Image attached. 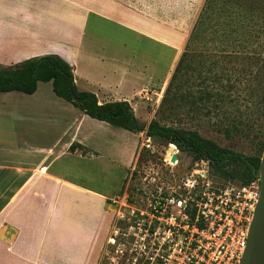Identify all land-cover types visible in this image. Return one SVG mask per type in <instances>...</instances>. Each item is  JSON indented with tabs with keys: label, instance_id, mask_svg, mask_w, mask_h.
I'll use <instances>...</instances> for the list:
<instances>
[{
	"label": "rangeland",
	"instance_id": "374dc122",
	"mask_svg": "<svg viewBox=\"0 0 264 264\" xmlns=\"http://www.w3.org/2000/svg\"><path fill=\"white\" fill-rule=\"evenodd\" d=\"M77 4L76 17L64 16L62 45L63 59L74 70L77 87L95 93L100 102L127 100L144 130L128 133L86 118V128L103 127L112 142L101 146L100 158L61 156L56 162L54 168L70 177H60V187L73 189L62 194L78 202L62 198L68 219L51 225L50 212L28 251L20 252L24 227L13 223L11 210L23 194L25 177L15 180L14 192L0 193V264L144 262L151 240L138 237L140 220L151 218L156 196L188 173H197L201 180L203 175L217 178L227 173L207 161L194 162L173 144L172 154L165 140L147 136L153 119L160 125L194 130L244 156L260 159L263 153L264 0H81ZM123 8L127 17L122 16ZM198 18L201 25L193 31ZM39 83L32 96L0 92V102L23 97L32 104L41 103L10 102L17 105L14 112L24 109L27 113L25 127L14 125L20 123L18 119L6 123L9 132L15 128L20 136L35 134L44 121H54L57 111L63 116L79 113L54 95L50 82ZM45 100L68 107L62 105L56 111ZM25 142L37 148L49 146L38 143V138ZM86 149L85 155L78 148L74 152L96 156ZM173 155L175 161H171ZM86 223L99 228L95 241L87 240Z\"/></svg>",
	"mask_w": 264,
	"mask_h": 264
},
{
	"label": "crops",
	"instance_id": "0c3cea01",
	"mask_svg": "<svg viewBox=\"0 0 264 264\" xmlns=\"http://www.w3.org/2000/svg\"><path fill=\"white\" fill-rule=\"evenodd\" d=\"M80 1L0 0V66H9L44 55H57L63 58L64 16L76 17L78 15L76 12L80 10L77 3ZM123 9L122 16L127 17V10ZM39 84L38 82L37 89ZM1 93L9 94L10 92ZM34 93L28 95L32 96ZM18 101L26 103L28 106L41 105V103L32 104L31 101L23 97H14L12 100L3 99L0 102V193L14 192L15 180L19 176L25 177L22 184L23 194L11 209L14 210L13 223L24 227L23 237L19 240L20 243L22 242L21 252L22 249L26 251L32 249L38 238V230L50 212H52L51 225H61L64 218H67L66 215L69 216L65 210L66 204L63 206L64 203H62V198H66L62 191L67 190L72 193L71 190L73 189L62 190L60 183L57 182V180H61L60 177L62 176L68 177L66 173H60L54 168L60 157L100 158L103 155L101 146L110 145L112 139L111 135L101 130L103 129L101 126L96 130L91 127L86 128L84 122L86 118H91L80 111L76 114L73 113L72 116H63L61 111H57L58 107L62 109L63 104L59 105L57 104L59 101L54 100H45V102L53 105L57 111L53 122L44 121L35 134L20 136L21 132L16 131L15 128L14 131L9 132L10 129H6V123L11 122L10 124H12L14 119L20 120L19 124L14 122L15 126L25 127L23 117L27 112L24 109H16L14 112V107L17 108V105L13 106L10 103H18ZM67 107L68 105H63L64 109ZM26 118L28 117L26 116ZM97 122L102 125L106 124L102 121ZM30 136L38 138V143H46L49 146L40 144L37 148L38 145L25 142L31 138ZM46 136L50 137V140L41 142V139ZM72 143H78L88 148L92 153L95 152L96 156L93 154L82 156L77 152H70L67 149ZM67 183L72 184V182ZM36 185L39 188H35V191L32 187L34 188ZM54 195L60 196L54 198ZM74 199L75 197H72L71 200L68 199L67 203L78 202L77 199ZM83 226L91 234H86L87 240L95 241L99 228L93 225L88 226L87 223ZM55 231L57 230L52 231L53 236H55ZM76 231L79 233L78 228Z\"/></svg>",
	"mask_w": 264,
	"mask_h": 264
},
{
	"label": "built area",
	"instance_id": "2783aa9c",
	"mask_svg": "<svg viewBox=\"0 0 264 264\" xmlns=\"http://www.w3.org/2000/svg\"><path fill=\"white\" fill-rule=\"evenodd\" d=\"M218 176L203 175L201 180L197 173H188L166 193L156 196L151 218L140 220L138 237L144 242L151 240V247L144 252L145 261L140 264L240 262L260 179L255 175L242 183ZM140 247H145L143 242Z\"/></svg>",
	"mask_w": 264,
	"mask_h": 264
},
{
	"label": "trees",
	"instance_id": "16d2710c",
	"mask_svg": "<svg viewBox=\"0 0 264 264\" xmlns=\"http://www.w3.org/2000/svg\"><path fill=\"white\" fill-rule=\"evenodd\" d=\"M200 25L201 19L198 18L193 31ZM185 55L186 52L175 67L166 93L176 72L180 70V64L185 59ZM38 82H50L55 96L69 102L92 119L132 133L144 130L127 100L99 102L95 93L80 90L75 83L71 65L57 55L30 58L13 64L10 69L0 66V92L18 91L32 94L36 91ZM165 102L164 95L162 103L165 104ZM145 134L165 140L172 151V144L175 145L180 151L188 153L194 162L207 161L217 168L226 169L227 173H219L225 178L246 183L256 177L255 173L260 163L259 157L244 156L221 147L215 141L202 137L194 130L160 125L153 119L148 124ZM77 148L81 149L82 155H85L87 149L78 143H72L68 150L74 152Z\"/></svg>",
	"mask_w": 264,
	"mask_h": 264
},
{
	"label": "water",
	"instance_id": "95a60500",
	"mask_svg": "<svg viewBox=\"0 0 264 264\" xmlns=\"http://www.w3.org/2000/svg\"><path fill=\"white\" fill-rule=\"evenodd\" d=\"M175 161V155L172 160ZM259 195L248 227L247 243L238 264H264V149L257 168Z\"/></svg>",
	"mask_w": 264,
	"mask_h": 264
},
{
	"label": "bare ground",
	"instance_id": "6f19581e",
	"mask_svg": "<svg viewBox=\"0 0 264 264\" xmlns=\"http://www.w3.org/2000/svg\"><path fill=\"white\" fill-rule=\"evenodd\" d=\"M168 149H169V151L173 154V151L171 150V148L168 147Z\"/></svg>",
	"mask_w": 264,
	"mask_h": 264
}]
</instances>
